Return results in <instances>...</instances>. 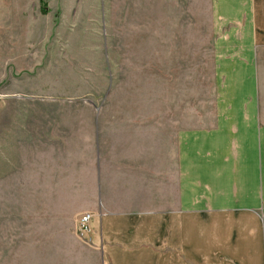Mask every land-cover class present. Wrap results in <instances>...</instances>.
Segmentation results:
<instances>
[{
    "label": "rangeland",
    "instance_id": "1",
    "mask_svg": "<svg viewBox=\"0 0 264 264\" xmlns=\"http://www.w3.org/2000/svg\"><path fill=\"white\" fill-rule=\"evenodd\" d=\"M212 1L0 0V175L23 179L0 178V264H61L73 237L88 243L72 215L85 193L35 175L82 173L84 137L119 126V105L196 124L214 89Z\"/></svg>",
    "mask_w": 264,
    "mask_h": 264
},
{
    "label": "crops",
    "instance_id": "2",
    "mask_svg": "<svg viewBox=\"0 0 264 264\" xmlns=\"http://www.w3.org/2000/svg\"><path fill=\"white\" fill-rule=\"evenodd\" d=\"M212 3L214 89L195 125L122 104L119 126L84 137L82 173L35 175L85 193L73 218L94 214L61 264H264V0ZM5 165L4 186L22 185Z\"/></svg>",
    "mask_w": 264,
    "mask_h": 264
},
{
    "label": "built area",
    "instance_id": "3",
    "mask_svg": "<svg viewBox=\"0 0 264 264\" xmlns=\"http://www.w3.org/2000/svg\"><path fill=\"white\" fill-rule=\"evenodd\" d=\"M93 212L90 211H86L84 213H82L79 218H78V222H77V232L79 233V235L81 237H83L84 240L87 239L86 235L90 232L91 230V221L93 219ZM87 241V240H86Z\"/></svg>",
    "mask_w": 264,
    "mask_h": 264
}]
</instances>
